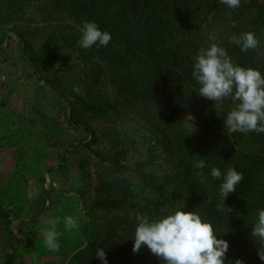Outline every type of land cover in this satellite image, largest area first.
<instances>
[{
	"label": "trees",
	"instance_id": "16d2710c",
	"mask_svg": "<svg viewBox=\"0 0 264 264\" xmlns=\"http://www.w3.org/2000/svg\"><path fill=\"white\" fill-rule=\"evenodd\" d=\"M30 10L54 24L38 48ZM84 19L111 34L107 47H78ZM211 21L217 22L216 31ZM0 24L11 25L37 79L66 103L67 121L84 128L91 143L97 138L91 123L113 126L106 132L113 151H92L105 169L98 176L97 196L84 209V244L66 264H102L98 248L107 264H163L146 246L133 253L132 238L141 221L177 210L198 213L218 239L228 242L225 264L235 259L264 264L250 236L264 209V134L226 135L223 120L235 105L230 100L214 105L197 95L191 75L193 58L211 43L224 47L234 64L264 75V0H241L237 9L219 0H0ZM248 31L260 38L259 51L241 52L229 42L231 35ZM54 39L60 45H53ZM61 49L75 55L80 70L63 90L44 71L60 58ZM126 123L145 131L146 158L134 165L122 163L119 149L125 138L117 126ZM200 159L206 167H193ZM212 167L243 173L244 180L225 200L230 213L217 207L222 181L212 179ZM197 172L206 178L203 183Z\"/></svg>",
	"mask_w": 264,
	"mask_h": 264
},
{
	"label": "rangeland",
	"instance_id": "374dc122",
	"mask_svg": "<svg viewBox=\"0 0 264 264\" xmlns=\"http://www.w3.org/2000/svg\"><path fill=\"white\" fill-rule=\"evenodd\" d=\"M28 12L34 17L28 23L35 29L32 41L38 48L54 24H47L34 10ZM211 23L210 29L216 31L217 22ZM10 27L0 24V264H66L84 244V209L97 196L98 176L105 169L92 151H113L106 133L113 126L91 123L97 137L91 143L84 128L70 124L66 103L37 79ZM57 55L60 58L44 71L63 90L80 70L68 49ZM105 88L110 93L109 86ZM125 125L117 126L125 138L119 146L124 150L122 163L134 165L146 158L145 131L134 123ZM65 216L76 219L79 227L65 231L61 222L60 250L50 252L43 243L47 221L55 217L63 221Z\"/></svg>",
	"mask_w": 264,
	"mask_h": 264
},
{
	"label": "clouds",
	"instance_id": "9594fccd",
	"mask_svg": "<svg viewBox=\"0 0 264 264\" xmlns=\"http://www.w3.org/2000/svg\"><path fill=\"white\" fill-rule=\"evenodd\" d=\"M219 2L229 9H237L241 0ZM81 25L78 47L87 50L94 45L97 48L108 46L112 39L108 31H102L97 23L87 19L82 20ZM229 42L245 53L259 51L261 44L260 38L252 31L233 34L229 37ZM191 75L198 84L197 95L213 101L214 105H221L225 100H230L235 105L223 120L226 135L236 132L264 134V75L259 70L234 64L224 47L211 43L207 48H201L193 58ZM73 90L78 95L82 94L78 86H74ZM193 167L203 169L206 163L200 159ZM210 175L212 179L222 181L219 186L218 209L232 212L231 208L225 206V200L244 180L243 173L232 167L222 173L219 168L212 167ZM197 176L201 183L206 179L202 172H197ZM61 222L65 231L79 227L72 216H65L63 221L60 217L49 219L48 227L43 233V243L53 253L60 250L57 226ZM250 236L255 238L257 255L264 261V209L258 211ZM132 239L133 253H138L141 247L146 246L163 264H225L229 248L226 240L217 238L213 226L193 211L177 210L159 219L141 221L136 226ZM96 256L102 264H107L103 249H96ZM230 264H243V261L235 259Z\"/></svg>",
	"mask_w": 264,
	"mask_h": 264
}]
</instances>
